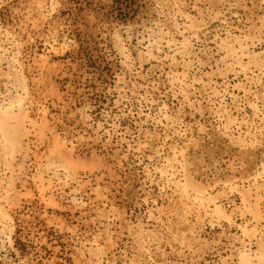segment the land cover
<instances>
[{
    "label": "rangeland",
    "instance_id": "rangeland-1",
    "mask_svg": "<svg viewBox=\"0 0 264 264\" xmlns=\"http://www.w3.org/2000/svg\"><path fill=\"white\" fill-rule=\"evenodd\" d=\"M0 264H264V0H0Z\"/></svg>",
    "mask_w": 264,
    "mask_h": 264
}]
</instances>
